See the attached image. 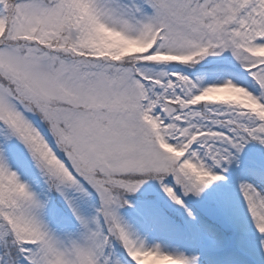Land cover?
<instances>
[{
	"label": "snow or ice",
	"instance_id": "obj_1",
	"mask_svg": "<svg viewBox=\"0 0 264 264\" xmlns=\"http://www.w3.org/2000/svg\"><path fill=\"white\" fill-rule=\"evenodd\" d=\"M0 264H264V0H0Z\"/></svg>",
	"mask_w": 264,
	"mask_h": 264
}]
</instances>
